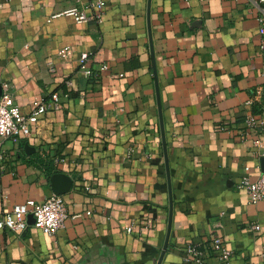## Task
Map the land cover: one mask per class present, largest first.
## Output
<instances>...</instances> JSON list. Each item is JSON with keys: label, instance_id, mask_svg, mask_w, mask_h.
<instances>
[{"label": "crops", "instance_id": "obj_1", "mask_svg": "<svg viewBox=\"0 0 264 264\" xmlns=\"http://www.w3.org/2000/svg\"><path fill=\"white\" fill-rule=\"evenodd\" d=\"M92 1L0 0L2 87L25 114L59 99L4 143L0 213L72 179L64 227L0 231V264H157L166 243L161 264H197L189 242L203 264H264V199L238 186L264 156L257 0H104L101 23L78 22Z\"/></svg>", "mask_w": 264, "mask_h": 264}, {"label": "built area", "instance_id": "obj_2", "mask_svg": "<svg viewBox=\"0 0 264 264\" xmlns=\"http://www.w3.org/2000/svg\"><path fill=\"white\" fill-rule=\"evenodd\" d=\"M257 4L260 10V14L258 15L259 31L261 33L260 46L264 50V0H257ZM104 6V0H94L88 5L91 8L90 11L74 8L71 10V13L74 14L78 22L87 23L96 21L101 23L104 18ZM68 50L69 46H65L59 49L58 54L64 57ZM88 60V54L83 53L81 68L86 75L94 76L93 70L88 65ZM68 83L70 85L73 84L72 80H68ZM33 106L34 108L30 114L23 113L16 101L11 86L8 83L3 85V94L0 96V177L8 170V155L4 149V143L9 139H15L20 136H30L32 134L31 125L33 119L47 113L51 109L59 108V99L54 97L51 101L35 100ZM246 122L254 126L255 119L254 117H249ZM260 149L264 154V141L260 143ZM132 153L133 147H129L127 156L131 157ZM238 186L246 189L251 203L264 199V171L255 179H251L248 175L243 176ZM31 215L34 218L33 223L29 222V216ZM68 216L67 203L60 194L54 193L43 199L29 198L25 202L14 204L11 209L0 213V231L23 232L33 224L47 233L54 234L64 227ZM77 216H81V214ZM126 230L131 231L132 227L129 226ZM211 248L219 260L223 263H228L232 251L226 247L222 237L214 234ZM184 255L185 261L188 263L203 264L205 262V256L199 242L187 243L184 248Z\"/></svg>", "mask_w": 264, "mask_h": 264}, {"label": "water", "instance_id": "obj_3", "mask_svg": "<svg viewBox=\"0 0 264 264\" xmlns=\"http://www.w3.org/2000/svg\"><path fill=\"white\" fill-rule=\"evenodd\" d=\"M2 94H3V87L0 83V96ZM163 135H164V140H165V134H163ZM164 145H165V143H164ZM261 166H262V171H264V156L261 158ZM51 183H52V187H53L55 194H63L71 188L72 179L66 174L55 173L51 176ZM29 222L30 223L34 222V218L32 215L29 216ZM167 248H168V243L165 244L157 264H161Z\"/></svg>", "mask_w": 264, "mask_h": 264}]
</instances>
